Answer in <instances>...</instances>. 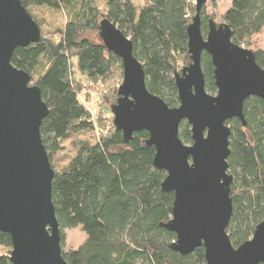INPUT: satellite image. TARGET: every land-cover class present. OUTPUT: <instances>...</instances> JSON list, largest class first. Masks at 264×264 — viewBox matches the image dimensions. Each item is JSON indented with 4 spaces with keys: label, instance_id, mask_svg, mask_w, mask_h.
<instances>
[{
    "label": "trees",
    "instance_id": "1",
    "mask_svg": "<svg viewBox=\"0 0 264 264\" xmlns=\"http://www.w3.org/2000/svg\"><path fill=\"white\" fill-rule=\"evenodd\" d=\"M21 1L29 11L32 6H47L67 15L53 37L42 31L39 42L15 50L12 62L31 75L49 107L41 134L55 170L53 201L62 246L67 229L81 226L86 233L77 248L63 247L68 264H206L204 246L183 255L171 246L176 234L161 226L172 217L175 195L162 188L167 173L154 165L156 150L146 145V130L135 132L125 142L113 119L96 140L77 141L75 154L64 166L56 167L52 161L69 136L97 127L81 101L83 89L75 71L91 82L115 74L118 81L123 79L122 59L108 51L98 36L103 17L132 40L148 89L171 107L180 104L175 74L190 62L187 30L196 14L195 0H142V4L138 0H105L103 6L98 0ZM201 18L207 35L213 18L206 5ZM223 22L232 29L233 42L247 48L264 28V0H232ZM254 51L264 68V48ZM202 68L207 91L217 93L214 65L206 51ZM244 114L246 126L239 118L228 121L233 214L227 231L235 247L250 239L264 220V100L247 98ZM180 137L187 144L193 142L187 120L180 125ZM11 250V236L0 231V264H14Z\"/></svg>",
    "mask_w": 264,
    "mask_h": 264
},
{
    "label": "water",
    "instance_id": "2",
    "mask_svg": "<svg viewBox=\"0 0 264 264\" xmlns=\"http://www.w3.org/2000/svg\"><path fill=\"white\" fill-rule=\"evenodd\" d=\"M207 1L195 0L187 30L190 62L175 74L176 107L148 89L132 40L108 17L99 21L101 42L123 63L110 110L125 142L135 132L149 133L146 145L155 147L154 165L167 173L162 188L175 198L172 217L161 226L176 234L172 248L186 255L204 246L206 264H264V220L238 247L227 231L233 214L228 121L239 118L246 126V99L264 100V68L254 50L233 42L228 23L210 19L203 34ZM41 37L40 25L21 0H0V231L11 236L14 264H68L53 201L55 170L41 134L49 107L31 75L12 62L18 47ZM204 51L214 65L215 94L206 89ZM184 120L191 125L190 144L180 137Z\"/></svg>",
    "mask_w": 264,
    "mask_h": 264
},
{
    "label": "rangeland",
    "instance_id": "3",
    "mask_svg": "<svg viewBox=\"0 0 264 264\" xmlns=\"http://www.w3.org/2000/svg\"><path fill=\"white\" fill-rule=\"evenodd\" d=\"M98 2L103 6L105 0H98ZM138 2L143 3L142 0H138ZM231 2L232 0H208L206 4L207 14L217 23H221L223 22V14L231 5ZM30 12L35 16L41 30L51 37L54 36L53 32L55 28L57 26H63L67 20L65 11L50 9L47 6H32ZM247 48L252 50L264 48V28L260 33L252 37L251 44ZM75 74L77 80L81 82L83 89L80 95L81 101L91 111L92 119H95L97 127L94 131H84L71 135L64 140V148L52 157L53 164L59 168L64 166L75 154V143L77 141L80 139L96 140L101 134L106 133L105 126L112 125L114 116L109 109L111 104L116 102V91L123 80L121 82L118 81L117 74H115L112 78L102 82H91L78 71H75ZM65 233L66 240L63 246L65 250L77 248L86 239V233L81 226L69 228Z\"/></svg>",
    "mask_w": 264,
    "mask_h": 264
}]
</instances>
